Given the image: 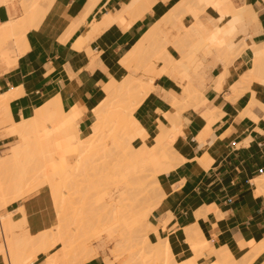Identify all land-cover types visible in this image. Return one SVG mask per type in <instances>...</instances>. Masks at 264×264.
<instances>
[{
    "label": "bare ground",
    "instance_id": "6f19581e",
    "mask_svg": "<svg viewBox=\"0 0 264 264\" xmlns=\"http://www.w3.org/2000/svg\"><path fill=\"white\" fill-rule=\"evenodd\" d=\"M25 1L23 0V3ZM45 1L47 3L48 0ZM162 1L168 3L171 0ZM157 2L158 0H131L127 6V10L132 12V17L136 20L150 12L153 5ZM27 3H31L30 0L29 2L27 0ZM39 3L40 0H34L31 7L27 4L30 8L26 4L25 6L23 4V8L25 9L24 13L27 10L24 14L27 19L22 17L21 22L18 19L17 21L19 22L12 21L2 29L0 28V57L4 58L8 63L14 62L19 55L21 56L24 51L23 47L27 45L22 46L25 44L23 42H26L24 40L26 32L35 26L44 16L45 10ZM41 3L43 4L42 0ZM209 8L215 10L219 17L208 23H201L199 17ZM120 23L122 22L120 21ZM105 25H107L106 21ZM101 26L104 28L103 25ZM170 27H175L177 30V36L175 35L176 38L174 39H170L168 36L167 32ZM91 29L93 30V28ZM96 30L98 29L96 28ZM262 30L258 15L248 0H181L173 8L168 10L126 56L119 59L116 63V70L110 75V82L103 87L104 95L96 108L93 109L97 120L89 136L84 139L78 138L77 121L81 115L80 111L78 108H75L68 114L64 113L60 106V97L54 98L52 101L50 100L51 102L49 101L48 104L37 110L34 117L28 121L18 124L9 122V126L7 127L8 132L11 134V139L16 140L17 143L12 146L8 155L0 157V212L8 204L25 199L33 193L48 187L53 195L51 197L55 202L57 218L51 229L46 230L41 235L39 234V236L37 235V237H31L25 230L24 220L16 222L12 214L8 216L3 215V217L0 216V235L3 241L0 245V256L4 255L6 264H34L42 254H45L48 261H52L55 264H73L75 260L73 258L75 256L73 255L71 257L72 251L69 252L68 250L74 251L73 248L75 247L73 246L77 244L76 241L79 242V245H77L78 248L84 247L82 249L84 251L87 250L88 254L86 256L95 255L97 257L100 252L96 254L97 249L95 247L89 249L86 240H84L87 238L85 236L86 233H82L85 232L81 227L83 226L81 224L84 222L81 224L76 223L77 221L74 222L77 216L84 215L86 210H90L94 206L92 205L91 208L85 210L84 207L86 206L82 207L83 204L80 208L72 205L74 201L71 199L77 194L79 198V195H83L81 192L85 193L87 189H93L92 192L89 190L91 193L94 190L97 191L98 196L94 191V194L97 196V199L94 197L97 202L94 201L96 207L98 206L97 204L103 207L102 203H105V207L101 208V215H96L97 212H100L98 209L101 206L98 209H95V206L93 207V211L94 209L97 211L95 213L92 212L94 215H90L89 213L85 215L87 217H103L104 211L105 213L111 212L105 214V218L110 214H112L110 215L112 216L111 218L114 216V223L112 222V224H109L111 223L109 220V223H106L107 220H105L104 225L101 224V221L103 222L105 218H101V221L97 219L98 224L95 223L96 218H93L94 220L91 219L94 221L96 227L90 228L91 232L90 234L88 233L87 240L89 245L91 243H89V240L100 239L103 234H107L110 240L119 236L120 238L116 240L118 241L119 245H117L119 247L116 245L117 249L116 247L114 249L118 250L120 248L121 252L120 250L119 252L121 254H128L129 251H126L128 245L126 246L127 243L125 241L128 242L129 240V244L131 240L127 238L126 229H134V227L143 228L141 232L139 231L141 229L138 230L140 234L138 231L137 233L141 236V233L144 231V234L146 233L145 235H147L145 243L150 245L149 243H152L150 231L153 230V227L150 225L149 219L152 213L164 202L166 197L165 190L159 182V176L170 173L182 163V156L177 148L178 140L183 136L181 114L183 111H188L189 109L198 110L204 105L203 90L206 87V79L210 70L218 63L222 65L223 69L220 75L216 81L214 80L220 90L224 86V83L229 84L234 80L233 76L235 74L238 75V80L234 88L240 87V93H245L244 91L246 90H252L255 84L258 85V92L252 90L253 100L250 107L253 108L262 105L258 99V93L264 87V43L255 44L253 42V37L261 33ZM238 38L240 42L244 41V44L240 43L239 47L236 48L239 43ZM87 41L89 40L87 39ZM81 46L79 44L76 48L80 49ZM240 47L244 48V52L251 50L253 54L250 67L245 72L235 65L239 60L234 58H237V56L233 57V53L235 55V52ZM240 53L243 55V51ZM162 75L168 76L172 83L179 81L181 92L176 93L172 89L167 92H162L159 87H156L153 83V78H159ZM220 90L215 91L220 92ZM161 93L163 94L162 98L159 96ZM237 96L235 95V98L240 97ZM10 99L11 97L8 95L0 97V119L2 116L1 109ZM146 99H151L158 105L167 102L172 108L171 111L163 113L167 123H159L158 130L153 135H149L146 132V128L134 118V112ZM206 114L209 115V112H206ZM215 116L218 117L219 115ZM4 123H7V120L2 117L0 124L3 125ZM102 134L104 135L102 136ZM106 134L109 135L107 136ZM62 136L63 138H59ZM61 139H63V142H61L65 144L64 147L66 148L63 150V153L62 151H57L60 147L57 146L59 145L57 140L60 141ZM100 150H104L103 152L101 151V154L104 156L102 157L103 159L109 157L108 160H112L110 161V165L104 163L105 161L107 162V159L103 160L100 157L101 154L99 155L97 152ZM96 153L98 156H95L97 155ZM69 154L77 155L76 162L70 164L68 159H66L63 161L64 164L63 162L59 164V160L63 156L67 158ZM59 155H62V157L60 158ZM94 157H97V159L101 158L102 161L100 159L98 161L96 160L98 162L96 165ZM102 162L106 166L111 167H105L103 165L104 168H102ZM104 171L105 174L107 171H110L107 173L111 176L113 174L114 178H110L108 174L105 177L110 178V180L114 179L113 184L110 180L106 183L103 177ZM95 178L97 181L94 183L93 179ZM115 178L120 184H124L119 186V182ZM102 182H105L104 185L106 187L109 185L111 187L112 185L116 186L113 190L109 186V190L111 191L107 192V189H104V185H101ZM258 184L264 187V175L260 177ZM84 189L86 190L84 191ZM104 190L106 192L102 193L101 191L104 192ZM69 191L70 193L76 194L73 196L71 193L69 197L67 195ZM87 193L84 196L87 197L89 195ZM71 201L73 202L71 203ZM85 201L87 202L88 200ZM70 212L72 217H70ZM73 217H75L74 221L72 219ZM168 217H171V215ZM85 218L86 216H84ZM86 219L85 221H87ZM166 224L167 222H163L162 226L165 227ZM118 227L123 229L121 233L117 231ZM19 231L20 234H18ZM130 232L133 233V231ZM80 233L85 236L84 239V236L82 238L76 236V234L80 235ZM125 235L128 240H125ZM143 238L145 237L143 236ZM185 238L193 253L192 256L188 257V259L186 258L185 263H181L178 259L176 260L175 256L174 259L170 258V261L175 260L176 263L179 261L180 264H252L254 258L256 259L264 253V239L257 243L254 249H252L254 251L242 258L241 261L235 260L226 250L227 246L225 247L223 245L219 250L212 248V251L214 250V257L210 261L203 263V257H205L204 252L210 247V244L204 238L196 224L185 228ZM158 243L154 244V247L157 245L158 252L156 251L157 253H155L153 251L156 254V258L158 257L159 251L164 250L163 248H167L169 245L172 251L169 239L159 238ZM245 244L249 245V243L241 244V248L243 246L245 247ZM253 244L255 242L249 246H253ZM132 247L133 245L131 247L129 246V250ZM58 248L64 252V254L62 253L63 259L60 258L61 261L52 257V252ZM152 249L154 250V248ZM165 250L167 251V249ZM170 250L169 253L171 252ZM115 252L118 260L119 253H117L118 251ZM153 252L151 253L154 255ZM255 252H257V256H255ZM166 253L168 257H165L169 260L170 254L168 252ZM129 254L131 258L132 255L131 253ZM159 255L160 258L158 257V260L161 261V258L162 260L165 258L163 255ZM172 255L171 257H173ZM140 257L141 260L139 261H142V256ZM91 258L93 259V257ZM137 258L135 259L137 260ZM166 259L165 261L167 262ZM76 260L79 259L76 257ZM106 263L111 264L109 262ZM123 264H127V262Z\"/></svg>",
    "mask_w": 264,
    "mask_h": 264
},
{
    "label": "crops",
    "instance_id": "0c3cea01",
    "mask_svg": "<svg viewBox=\"0 0 264 264\" xmlns=\"http://www.w3.org/2000/svg\"><path fill=\"white\" fill-rule=\"evenodd\" d=\"M130 1L48 0L46 3L42 0V4L40 0L45 14L26 32V42L23 40L25 44L22 46L27 45L23 47L21 56L10 64L0 57V97H11L1 109L2 116L7 120L2 128L6 129L9 122L18 124L32 119L37 110L60 97L64 113L68 114L75 108L80 111L78 138L89 136L97 120L93 109L102 99L103 87L110 82L116 63L181 0L168 3L158 0L151 11L138 20L127 10ZM25 2L31 7L34 0ZM249 2L263 29L253 37V42L263 44L264 0ZM24 3L23 0H0L1 29L12 21H22L27 12L24 13ZM210 10L213 9H207L199 17L201 23L215 19L208 14ZM105 21L107 25L104 26ZM79 44L83 46L80 49L76 48ZM252 59L251 50H246L235 65L245 72ZM222 69L218 63L210 70L203 90L204 105L198 110L189 109L181 114L183 136L179 138L177 148L182 163L170 173L159 176L166 197L149 219L153 227L151 240L158 242L159 238L169 239L178 260H185L193 254L185 238V228L193 224L198 226L210 244L204 252L203 263L210 261L214 257V250H219L223 245L227 246L226 250L235 260L241 261L264 239V187L258 184L264 175V87L258 93L262 105L251 108L252 90L258 92V85L242 92L243 95L240 87L234 88L238 80L235 74L234 80L229 84L224 83L220 90L215 81ZM154 85L162 92L171 89L176 93L181 92L179 85L175 81L172 83L166 75L157 78ZM238 92L240 97L237 96ZM162 95L159 96L162 98ZM171 110L167 102L158 105L146 99L134 112V118L149 135H153L159 123H167L163 113ZM4 133L0 132V156L13 143ZM51 196L50 190L49 193L41 191L30 195L8 204L1 210L0 216L12 214L16 222L24 220L28 235L37 237L51 229L57 218ZM163 222H167L165 227L162 226ZM243 242L255 244H245L241 248ZM97 245V252L101 254L85 264H106L104 256L111 258L104 252V243ZM112 254L116 258V252ZM254 254L257 256V252ZM43 257H39L34 264H45L46 258ZM0 258V264H6L2 255ZM263 261L264 253L253 264Z\"/></svg>",
    "mask_w": 264,
    "mask_h": 264
},
{
    "label": "rangeland",
    "instance_id": "374dc122",
    "mask_svg": "<svg viewBox=\"0 0 264 264\" xmlns=\"http://www.w3.org/2000/svg\"><path fill=\"white\" fill-rule=\"evenodd\" d=\"M248 2H249V0H248ZM249 3H250V2H249ZM252 8H253V6H252ZM253 9H254V8H253ZM208 14L211 15L212 17H214V18H218V17H219L218 13H216L214 10H210V11H208ZM167 33H168V36L170 37V39H174V38H176V36H177V35H176V34H177V30H176L175 27H170V28L168 29V32H167ZM175 35H176V36H175ZM238 39H239V38H238ZM238 42H239V43H238V46H236V48L239 47L240 43H243V44H244V41H241V42H240V39L238 40ZM241 45H242V44H241ZM242 46H243V45H242ZM243 47H244V46H243ZM239 49H242V50H239ZM236 50H237V49H236ZM241 51H243L242 54H244V48H241V47H240V48H238V50L235 52V55H234V53H233V57H234V56H237V58H236V57H234V58L240 60L241 57H242V55H241V53H240ZM240 55H241V56H240ZM241 62H242V61H241ZM9 64H10V63H9ZM156 79H157V77H154V78H153V83L155 82ZM175 82H176V81H175ZM178 82H179V81H178ZM178 82H176V83L179 85L178 88L181 89V86H180V84H179ZM2 117H3V116H1V119H2ZM1 119H0V120H1ZM4 124H6V123H4ZM4 124H3V125L0 124V132H1V131H4V132H5V133H4V136L9 137V138L11 139V134L8 132L7 127H6V129H3V128H2L3 126H5ZM6 132H7V133H6ZM103 135H104V134H102V136H103ZM106 135H107V134H106ZM108 135H109V134H108ZM108 135H107V136H108ZM59 138H63V136H62V137H59ZM59 138H58V139H59ZM62 140H63V139H61L60 141L57 140V142L59 143V145H57V146H60L59 149H57V151H62V153H63V150L66 149V148L64 147L65 144L62 143V142H63ZM12 141H13V143L10 145L9 150H8L7 152H5V153L3 154V156H0V157H4V156H6V155H8V154L10 153V149L12 148V146H13L14 144L17 143L16 140H15V141L12 140ZM61 141H62V142H61ZM106 141H108V140H106ZM108 142H109V141H108ZM58 143H57V144H58ZM62 145H63V146H62ZM96 146H97V144H96ZM107 148H109V147L107 146ZM102 149H103V148H102ZM97 150H98V149H97ZM101 151H102V150L97 151V152L99 153V155L101 154ZM103 151H104V150H103ZM103 151H102V152H103ZM58 154H59V153H58ZM96 154H97V153H96ZM104 155H105V154H104ZM67 156H68V155H67ZM95 156H98V154L95 155ZM59 157L61 158L62 155H61V156L59 155ZM100 157L102 158V157H104V156L101 154ZM105 157H106V156H105ZM76 158H77V155H76V154H69V156H68L67 158L63 156V157L59 160V164H62V162H63L64 160H66V159H68V161L70 162V164H74V163L76 162ZM101 158H98V159L101 160ZM94 159H95V161H96V160L98 161L97 157H94ZM102 159H103V158H102ZM106 159H107V162L105 161L104 163L110 165V163H111L110 161H112V160L110 159V161H109V160H108L109 157H106ZM106 159H103V160H106ZM97 161L95 162V164H96V163L98 164ZM101 161H102V160H101ZM108 161H109V163H108ZM72 162H73V163H72ZM99 163H100V162H99ZM104 163H103V162L101 163V164H102V165H101L102 168H104V167H103V165H105ZM63 164H64V162H63ZM97 164H96V165H97ZM99 166H100V164H99ZM105 167H111V166H106V165H105ZM99 168H100V167H99ZM100 169H101V168H100ZM107 169H109V168H107ZM101 170H102V169H101ZM107 172H110V171H107ZM107 172H106V174H105V171H104V174H103V177H104V179L106 180V183L108 182V180H110V178H114V176H113L112 173H111V174H112V176H111V175H110L109 173H107ZM107 174L110 175V178H109V179H108V178H105ZM107 177H109V176H107ZM83 178H84V177H83ZM83 178H82V180H84ZM92 178H93V176H92ZM115 179H116V178H115ZM79 180H81V178H79ZM93 180H94V183L97 181L96 178L93 179ZM105 180H103V181H105ZM111 180H112V179H111ZM111 180H110V182L113 184V183H114V182H113L114 179H113L112 181H111ZM84 181H85V180H84ZM101 181H102V180H101ZM116 181H117V179H116ZM81 182H82V181H81ZM81 182H80V184H81ZM117 182H119V181H117ZM84 183H85V182H84ZM91 183H93V181H91ZM104 183H105V182H104ZM104 183L102 182L101 185H104ZM86 184H87V183H86ZM86 184H85V185H86ZM108 184H110V183H108ZM108 184H107V185H108ZM115 184H116V182H115ZM118 184H119V186H120V185H122V184H124V183H121V184H120V182H119ZM118 184H117V185H118ZM101 185H100V186H101ZM109 186H110V185H109ZM109 186L106 187V185H104L105 188H104V187H103V188H104V189H107V192H110L111 190H109ZM113 186H114V187H113ZM115 186H116V185H112V187L110 186V188H112V190H113V188H115ZM85 187H86V186H85ZM86 188H87V187H86ZM100 188H101V187H100ZM103 188H102V190H103ZM75 190H76V189H75ZM81 190H82V189H81ZM85 190H86V189H84V191H85ZM89 190H90V189H89ZM89 190L87 189V190L85 191V193H84V192H81V193H83V195H79V196H80L79 198H78V194H77L76 196H74L76 193L74 194V193L71 192L72 195H73L74 197H76V198L73 197V199H71V200L74 201V202L71 201V203L73 202L72 205H73L74 207H77V206H78V208H80L81 205L83 204L82 207H83V206H86V207H84V209L86 210V209L91 208L92 205L95 206V209H98V207L101 206V207H99V209H98V211H100V212H97L95 209H94V211H93V207H94V206H92V208H91L92 210H91V209H90V210H86L87 212L84 210V211H85V212H84V215L81 214L82 216L79 215V216H77L76 218H75V217L72 218L73 221H74V218H75V221H74V222L77 221L76 223L81 224V223L84 222L83 224H81V225H83V226H81V227L83 228V231H85V232H82V233H86L85 236H87V238L84 239L85 236H84V235H81L82 233H80V235L76 234V236L81 237V238L84 236L83 239L86 240V244L89 246V247L87 246L89 249H90V248L93 249L92 247L98 248V245H97L98 243H104V245H105V246H104V252H105L106 254H109V256L111 257V258H109V257H107V256H104L105 259H106L105 261H106V262H109V263H111V264H123L124 262H127V264H128L129 262H130L129 264H151L152 262H153L152 264H164V263L166 262V261H165V259H166L165 256H167V253H166V252L169 253L170 245H169V247L167 246V248H166V247L163 248L164 250L167 249V251L165 250L166 252H165L164 250H161V251H159V253H158V257H159V258H160V255H159V254H161V256L163 255V257H165V258H163L164 261L162 260V258H161V261L158 260V259H157L158 257H157V258L155 257V255H156L155 253L158 252V250H157V248H156L157 245L154 247V244H159V243H158L159 241H158V242H154V241L151 240L152 243H151V242H150V243L148 242L150 245H148L147 243H145V242H146V239H147V235H145L146 233L144 234V231H143V233H141V236H142V237L139 235L140 232L143 230L142 227H139V228L136 227V228H138V229H136L135 227H134V229H133V228H130V229H133V230H130L129 228L126 229V230H127L126 232L128 233V234L126 233V235L128 236L127 238L131 240V241H130L131 244L129 243V244H130V245H129V244H128L129 240L126 238V235H125V238H126L125 240H128V242L125 241V243H127L126 246L128 245V246H127L128 248H126V251H127V250L129 251V252L127 251L128 254H126L125 252H124L125 255H124V254H121V253H120V252H121L120 248H119L118 250H116V249H117L116 245L118 244V241H116V240H117L118 238H120L119 236H116L113 240H110V239H108L107 234H103V235L100 237V239H92V241L89 240V243L91 242L90 245H89V244H88V240H87V239H88V235L90 234L91 229L94 228V226H95V225H94V221H92V220H94L93 218H96V219H95V223H97L98 220H100V221L102 220L101 218H105V216H106L105 214L108 213V212L105 213V212L103 211V217H101V216H97V217H96V216H94V217H93V216H88V217H87L88 213H89L90 215L93 214V213H95V212H97L96 215L102 213V211H101L102 209H101V208H104V207H105V206H104L105 203H102L103 201L101 202V203L103 204V207H102V205H99V204H97L98 206L96 207V204H95V202H96V201H95V198L97 199V196H98V195H97V191L94 190L96 193H95L94 191H93V193H91L93 189L90 190L91 192H90ZM100 190H101V189H100ZM108 190H109V191H108ZM41 191H46V192L49 193V189H48V187H47V188H44V189H42V190H40V191H38V192H41ZM72 191H73V190H72ZM77 191H78V190H77ZM88 191H89L91 194H90ZM38 192H35V193H33L32 195H35V194H37ZM73 192H76V191H73ZM87 192L89 193V195H87V197H86V196H84V195H85ZM101 192H102V193H105L106 191L104 190V192H103V191H101ZM101 192H100V193H101ZM69 193H70V191H69ZM69 193H67L68 196L71 195V193H70V194H69ZM77 193H78V192H77ZM81 193H79V194H81ZM88 193H87V194H88ZM94 193H95L97 196H96ZM93 194H94V195H93ZM32 195H31V196H32ZM67 195H66V197H68ZM88 196H89V198H88ZM91 196H92V198H91ZM69 197H70V196H69ZM94 197H95V198H94ZM77 198H78V199H77ZM87 198H88V199H87ZM74 199H75V200H74ZM89 199H90V200H89ZM80 200H81V201H80ZM85 200H88V201L86 202ZM77 201H78V202H77ZM91 201H92V202H91ZM94 201H95V202H94ZM83 202H84V203H83ZM104 202H105V201H104ZM87 203H88V204H87ZM92 203H93V204H92ZM96 203H97V202H96ZM84 204H85V205H84ZM87 205H88V206H87ZM158 209H159V207H158ZM158 209H157V210H158ZM54 210H55V209H54ZM89 211H90V212H89ZM71 212H72V211H71ZM71 212H70V215H71ZM92 212H93V213H92ZM109 213H111V212H109ZM109 213H108V214H109ZM55 214H56V211H55ZM85 214H87V215H85ZM93 215H94V214H93ZM100 215H101V214H100ZM104 215H105V216H104ZM110 215H112V214H110ZM110 215H109V216H110ZM84 216H86L87 219H86V218H85V219H86L87 221H85ZM109 216H108V217H109ZM70 217H72V215H71ZM81 217H83V218L81 219ZM108 217H107V218H108ZM111 217H112V216H110L109 219H107V218L103 219L104 221H103V222L101 221V224H103V223L105 222V220H107L106 223H107V222L109 223V221H111V223H109V224H112V222L114 223V219H113L114 216H113V218H111ZM77 218L79 219V221H78ZM89 218H90V219H89ZM99 218H100V219H99ZM68 219H70V218H68ZM91 219H92V220H91ZM97 219H98V220H97ZM83 220H84V221H83ZM96 220H97V221H96ZM108 220H109V221H108ZM112 220H113V221H112ZM91 221H92V222H91ZM69 222H70V221H69ZM71 222H72V220H71ZM90 222H91V224H90ZM97 224H98V223H97ZM84 225H85V226H84ZM87 225H88V226H87ZM91 225H93V226L91 227ZM99 225H100V224H99ZM103 225H104V224H103ZM97 226H98V225H97ZM101 226H102V225H101ZM88 227H89V228H88ZM95 227H96V226H95ZM71 228H74V227H71ZM82 228H81V229H82ZM85 228H87V229H85ZM90 228H91V229H90ZM120 228H121V227H118V228H117V231L121 233V231H123V229H122V228L120 229ZM77 229H78V227H77ZM84 229H85V230H84ZM89 229H90V230H89ZM118 229H120V230H118ZM139 229H141V230H139ZM87 230H89V231H87ZM138 230H139L140 232H139ZM78 231H79V229H78ZM86 231H87V232H86ZM128 231H129V232H128ZM130 231H133V233L130 232ZM135 231H136V232H135ZM137 231H138L139 234L137 233ZM73 232H74V231H73ZM79 232H80V231H79ZM88 233H89V234H88ZM18 234H20V231L18 232ZM142 234H144V235H142ZM130 235H132L133 237L130 236ZM136 236H137V237H136ZM143 236H144L145 238H143ZM129 237H130V238H129ZM141 238H142V239H141ZM89 239H91V238H89ZM81 240H82V239H81ZM134 241H135V242H134ZM139 241H140V242H139ZM147 241H149V240H147ZM76 242H77V244H75V245L73 246V247H75V248H73L74 251H75V249H76V251L74 252L73 250H68L69 252L72 251V254L70 253V254L72 255L71 257H73V255L75 256V258H73V260L75 259L73 264H75V262H76V264H77V263H78V264H85V263H87V261L89 262L90 260H92L91 257H93V259L96 257L95 255H92V254H91L92 256L89 255L90 257H89V256H86V255L88 254L87 250H85V251H86V252H85V251L82 249V248H84V247H80V246H79L80 248H78L77 245H79V242H78V241H76ZM76 242H75V243H76ZM80 242H81V241H80ZM2 243H3V241H2V238H1V235H0V245H1ZM137 244H138V245H137ZM143 244H144V245H143ZM145 244H146V246H145ZM93 245H94V246H93ZM118 245H119V244H118ZM118 245H117V246H118ZM131 245H133V247L131 248V250H129V246L131 247ZM135 246L138 247V248L136 249ZM144 246H145V247H144ZM148 246H149V247H148ZM150 246H151V247H150ZM87 247H86V248H87ZM115 247H116V249H114ZM118 247H119V246H118ZM123 247H124V246H123ZM142 247H143V248H142ZM2 248H3V247H2ZM145 248H146V249H145ZM148 248H149L150 250H149ZM152 248H154V250H153ZM171 248H172V247H171ZM63 250H64V249H63ZM119 250H120V252H119ZM136 250H137V251H136ZM139 250H141V251H139ZM65 251H66V250H65ZM114 251H118L117 253H119V254L122 255V256H121V255L119 256V254H118V260H117V258L114 257V254H112ZM123 251H124V250H123ZM131 251H132V252H131ZM150 251H151V252L155 251V253L153 252L154 255H153ZM156 251H157V252H156ZM163 251H164V252H163ZM170 251H171V250H170ZM66 252H67V251H66ZM104 252H103V253H104ZM141 252H143V253H142L143 255L141 254ZM160 252H162V253H160ZM62 253L64 254V252H63L61 249L59 250V248H58L56 251L52 252V257L55 258L56 260L59 259V260L61 261L60 258H62V256H63ZM84 253H86L85 256H84ZM95 253L97 254L98 252L96 251ZM129 253H131V255H132L131 258H130V256H129V255H130ZM135 253H137V254H135ZM150 253H151V254H150ZM163 253H164V254H163ZM165 253H166V255H165ZM75 254H77V255H75ZM100 254H101V253H100ZM100 254L98 253V256H99ZM146 254H147V255H146ZM169 254H170V255H169ZM169 254H168V255H169V260L166 259L167 262H166L165 264H177V263L180 264V262L183 263L185 260L188 259V258H187V259H185V260H180V262L178 261V262L176 263L175 260H172V259H174V255H172V254H173L172 251H171ZM116 255H117V254H116ZM171 255H172L173 257H171ZM42 256H44L43 258H46L45 254H42ZM42 256H40V257H42ZM78 256H79V257H78ZM81 256H82V257H81ZM83 256H84V257H83ZM134 256H135V257H134ZM137 256H138V258H137ZM140 256H142V261H139V260H141V257H140ZM148 256H149V257H148ZM240 256H241V255H240ZM240 256H237V257H240ZM3 257H4V255H3ZM76 257H77V259H79V260H76ZM133 257H134V258H133ZM167 257H168V256H167ZM4 258H5V257H4ZM81 258H82V259H81ZM85 258H86V259H85ZM107 258L109 259V261H107V260H108ZM135 258H137V260H136ZM143 258H145V259H143ZM155 258H156V259H155ZM170 258H172V259H171L172 261H170ZM62 259H63V258H62ZM110 259H111V260H110ZM130 259H131V260H130ZM133 259H135V260H133ZM156 260H157V261H156ZM176 260H177V259H176ZM255 260H256V259L254 258L253 263H254ZM47 261H48V260H47V258H46V263H45V264H49V263H51V264H55V263H53L52 261H51V262H50V261L47 262ZM82 261H84V262H82ZM173 261H174V262H173ZM131 262H132V263H131ZM136 262H137V263H136ZM144 262H145V263H144ZM159 262H160V263H159ZM168 262H169V263H168ZM184 263H185V262H184ZM253 263H252V264H253ZM106 264H107V263H106ZM217 264H218V263H217ZM261 264H264V261H263Z\"/></svg>",
    "mask_w": 264,
    "mask_h": 264
}]
</instances>
